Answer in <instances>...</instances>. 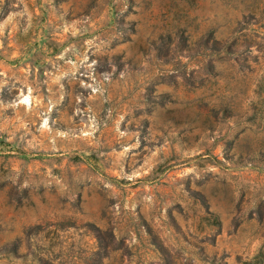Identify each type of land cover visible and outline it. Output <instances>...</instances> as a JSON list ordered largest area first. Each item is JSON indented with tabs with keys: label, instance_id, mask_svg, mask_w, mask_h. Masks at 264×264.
I'll use <instances>...</instances> for the list:
<instances>
[{
	"label": "rangeland",
	"instance_id": "obj_1",
	"mask_svg": "<svg viewBox=\"0 0 264 264\" xmlns=\"http://www.w3.org/2000/svg\"><path fill=\"white\" fill-rule=\"evenodd\" d=\"M94 226L98 264H264V0H0V264Z\"/></svg>",
	"mask_w": 264,
	"mask_h": 264
},
{
	"label": "trees",
	"instance_id": "obj_2",
	"mask_svg": "<svg viewBox=\"0 0 264 264\" xmlns=\"http://www.w3.org/2000/svg\"><path fill=\"white\" fill-rule=\"evenodd\" d=\"M210 41L209 47H211L212 50L217 51L222 48V43L218 41L215 38H211L209 40V37L205 38L204 43H207ZM197 194V192H195ZM198 195V194H197ZM199 199L201 202H203L202 196L199 194ZM150 235V242L154 245L155 249L158 251L161 259L163 260V264H173L171 263V259L169 256H167L165 247L161 244V242L156 238V236L151 233L150 231H147ZM101 233V230L98 227L94 226V237H95V245L96 249L93 251L92 256H90V262L88 264H98L101 256L105 255L107 253L108 249V243L112 240L111 238V232L107 231V238L106 236H103Z\"/></svg>",
	"mask_w": 264,
	"mask_h": 264
}]
</instances>
